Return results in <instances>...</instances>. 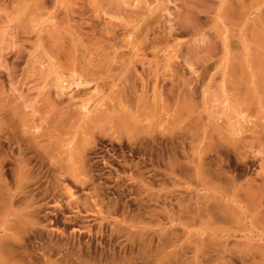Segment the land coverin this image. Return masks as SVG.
<instances>
[{
	"label": "rangeland",
	"instance_id": "1",
	"mask_svg": "<svg viewBox=\"0 0 264 264\" xmlns=\"http://www.w3.org/2000/svg\"><path fill=\"white\" fill-rule=\"evenodd\" d=\"M0 264H264V0H0Z\"/></svg>",
	"mask_w": 264,
	"mask_h": 264
}]
</instances>
